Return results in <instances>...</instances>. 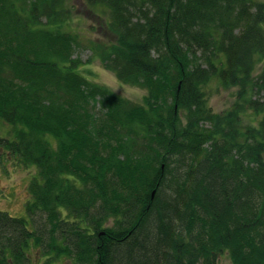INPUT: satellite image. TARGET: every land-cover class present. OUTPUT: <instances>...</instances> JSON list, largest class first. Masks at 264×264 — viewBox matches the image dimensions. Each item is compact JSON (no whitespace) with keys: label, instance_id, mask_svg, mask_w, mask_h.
I'll return each mask as SVG.
<instances>
[{"label":"trees","instance_id":"1","mask_svg":"<svg viewBox=\"0 0 264 264\" xmlns=\"http://www.w3.org/2000/svg\"><path fill=\"white\" fill-rule=\"evenodd\" d=\"M66 1L0 0V161L36 170L26 216L0 211V264L31 244L45 264H264V1L86 0L141 104L78 72ZM212 81L237 89L223 113Z\"/></svg>","mask_w":264,"mask_h":264},{"label":"rangeland","instance_id":"2","mask_svg":"<svg viewBox=\"0 0 264 264\" xmlns=\"http://www.w3.org/2000/svg\"><path fill=\"white\" fill-rule=\"evenodd\" d=\"M264 1V0H262ZM70 9V19L64 29L75 35L76 45L72 58L79 61L78 72L90 82L109 89L114 94L135 104H141L145 91L128 84L119 82L115 74L106 69L94 54V44L107 43L109 33L105 24L109 22V12L102 6H89L86 0H67ZM260 66L254 72H259ZM236 88L223 90L216 81L210 82L205 88L206 105L213 113H223L229 110L234 102ZM95 113L100 112V106L95 105ZM183 113V112H180ZM182 116V114L180 115ZM253 114L245 115L244 123H252ZM183 120V118L181 117ZM13 127L0 120V137L12 138ZM1 145V143H0ZM36 175L33 167H24L14 161H0V211L11 216L25 217V203L29 199L27 191L28 181ZM111 225V221L107 223ZM41 249L30 245L27 250L26 264H45L51 256L43 254ZM60 257L50 260V264H75L73 260ZM217 264H231L226 254L218 258Z\"/></svg>","mask_w":264,"mask_h":264},{"label":"water","instance_id":"3","mask_svg":"<svg viewBox=\"0 0 264 264\" xmlns=\"http://www.w3.org/2000/svg\"><path fill=\"white\" fill-rule=\"evenodd\" d=\"M154 193H155V192L153 191V192H152V194H151V198H153V196H154Z\"/></svg>","mask_w":264,"mask_h":264}]
</instances>
